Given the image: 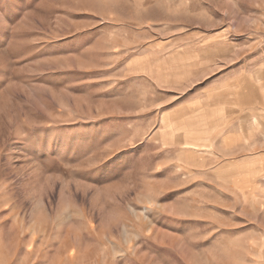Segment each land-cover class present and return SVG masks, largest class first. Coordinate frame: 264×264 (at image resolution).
I'll return each mask as SVG.
<instances>
[{"label":"rangeland","instance_id":"374dc122","mask_svg":"<svg viewBox=\"0 0 264 264\" xmlns=\"http://www.w3.org/2000/svg\"><path fill=\"white\" fill-rule=\"evenodd\" d=\"M0 264H264V0H0Z\"/></svg>","mask_w":264,"mask_h":264}]
</instances>
